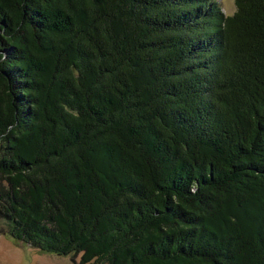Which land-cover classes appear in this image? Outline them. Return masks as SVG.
<instances>
[{"label": "trees", "instance_id": "trees-1", "mask_svg": "<svg viewBox=\"0 0 264 264\" xmlns=\"http://www.w3.org/2000/svg\"><path fill=\"white\" fill-rule=\"evenodd\" d=\"M235 5L0 0L4 232L82 264H264V0Z\"/></svg>", "mask_w": 264, "mask_h": 264}, {"label": "rangeland", "instance_id": "rangeland-1", "mask_svg": "<svg viewBox=\"0 0 264 264\" xmlns=\"http://www.w3.org/2000/svg\"><path fill=\"white\" fill-rule=\"evenodd\" d=\"M226 15L236 11L235 0H218ZM3 229V230H2ZM5 226L0 222V264H82L80 255L58 256L19 242L4 232ZM87 264H101L91 262ZM107 264V263H105Z\"/></svg>", "mask_w": 264, "mask_h": 264}]
</instances>
